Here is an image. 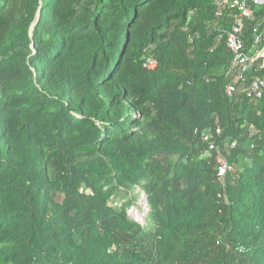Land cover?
<instances>
[{
  "label": "trees",
  "instance_id": "16d2710c",
  "mask_svg": "<svg viewBox=\"0 0 264 264\" xmlns=\"http://www.w3.org/2000/svg\"><path fill=\"white\" fill-rule=\"evenodd\" d=\"M251 9L247 51L256 29L264 48ZM231 15L223 0H0V264H264V97L242 92L264 65L234 83Z\"/></svg>",
  "mask_w": 264,
  "mask_h": 264
},
{
  "label": "built area",
  "instance_id": "2783aa9c",
  "mask_svg": "<svg viewBox=\"0 0 264 264\" xmlns=\"http://www.w3.org/2000/svg\"><path fill=\"white\" fill-rule=\"evenodd\" d=\"M223 4L232 10V25L230 29L225 32V44L233 57L232 70L237 71V76L234 80V83H236L243 73L249 72L253 69L257 59L261 61L262 65H264V48L259 49L261 33L258 32V29L254 31V39L249 51L245 48L243 40L244 23L246 20L251 19L253 15L251 8L259 7L264 11V0H223ZM144 67L154 68L155 62L147 60ZM234 92L235 87L232 84L228 85L225 89L227 96H231ZM242 92L250 99H260L264 97V79L257 77L250 79V81L243 87ZM219 134V129H216L214 134L210 130L201 133V139L208 143L210 151L216 149V142L215 140H212V138L214 135ZM231 146H234V144ZM217 162L219 164L218 176L223 177L230 167L221 156H217ZM143 202L145 204L144 197ZM144 208L147 209L146 205H144Z\"/></svg>",
  "mask_w": 264,
  "mask_h": 264
},
{
  "label": "rangeland",
  "instance_id": "374dc122",
  "mask_svg": "<svg viewBox=\"0 0 264 264\" xmlns=\"http://www.w3.org/2000/svg\"><path fill=\"white\" fill-rule=\"evenodd\" d=\"M142 199V200H141ZM143 196L139 197L138 201L136 202L135 207L129 210V214L132 218L142 221L145 211L143 212L144 208ZM146 210V209H145Z\"/></svg>",
  "mask_w": 264,
  "mask_h": 264
},
{
  "label": "water",
  "instance_id": "95a60500",
  "mask_svg": "<svg viewBox=\"0 0 264 264\" xmlns=\"http://www.w3.org/2000/svg\"><path fill=\"white\" fill-rule=\"evenodd\" d=\"M145 205L147 206V202H146V200H145Z\"/></svg>",
  "mask_w": 264,
  "mask_h": 264
}]
</instances>
